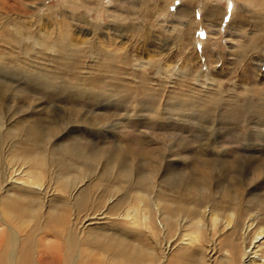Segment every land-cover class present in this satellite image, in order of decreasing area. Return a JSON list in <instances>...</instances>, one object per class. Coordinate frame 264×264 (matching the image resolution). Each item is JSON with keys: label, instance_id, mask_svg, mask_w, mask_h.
Returning <instances> with one entry per match:
<instances>
[{"label": "rangeland", "instance_id": "1", "mask_svg": "<svg viewBox=\"0 0 264 264\" xmlns=\"http://www.w3.org/2000/svg\"><path fill=\"white\" fill-rule=\"evenodd\" d=\"M263 3L0 0V211L6 191L27 208L22 250L81 239L87 263L137 205L172 235L230 212L264 230Z\"/></svg>", "mask_w": 264, "mask_h": 264}, {"label": "bare ground", "instance_id": "2", "mask_svg": "<svg viewBox=\"0 0 264 264\" xmlns=\"http://www.w3.org/2000/svg\"><path fill=\"white\" fill-rule=\"evenodd\" d=\"M260 9L264 10V3ZM23 176L26 177V175ZM6 179L9 185L11 183V187L19 189H25L31 185V192H38V189L42 188L39 178L24 181L14 178L9 173ZM6 192L8 207L4 210L5 212L0 211V264H79V261L83 262L81 256L79 261L76 260L80 252L81 239H78V244L69 243L65 246L63 261L61 256L56 255L55 249L51 248V243L43 244L42 247L46 251L38 256H32L24 249L22 250L23 237L18 228L23 225L18 224L23 223L22 219L27 208H24L22 204L17 206L16 196L10 191ZM19 197L18 199L23 200V197ZM138 209L139 205L122 216L129 228L120 233L123 237L112 235L101 238V241L98 238L93 239L95 244L103 243V248H107L109 253L105 255L104 250L99 253L89 246L85 251L92 257L87 263L85 261L83 263L104 264L101 261L105 259L108 264H191V260L186 261L183 258L191 250H196L199 260L197 264H210L216 259L222 264H264V230L261 227L254 229L250 220L245 221L243 225H236L237 216L234 212L220 219L218 215L213 214L209 218V225H194L193 229L184 228L181 232L172 235L169 225H160L157 229L150 224L149 220H145L144 216L139 215ZM52 212L56 215L55 211ZM71 231L68 230L69 233ZM228 234L230 237L231 235L236 237L235 245L231 249H220L219 238L223 239ZM140 236L144 238L143 243L139 242ZM217 253L219 255L213 258ZM206 257H208L207 260H205Z\"/></svg>", "mask_w": 264, "mask_h": 264}]
</instances>
